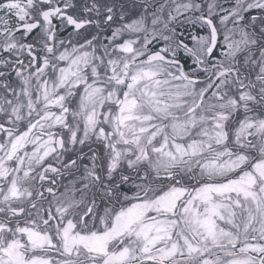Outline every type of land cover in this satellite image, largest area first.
Returning <instances> with one entry per match:
<instances>
[{
    "label": "snow or ice",
    "instance_id": "6c2138e0",
    "mask_svg": "<svg viewBox=\"0 0 264 264\" xmlns=\"http://www.w3.org/2000/svg\"><path fill=\"white\" fill-rule=\"evenodd\" d=\"M0 264H264V0H0Z\"/></svg>",
    "mask_w": 264,
    "mask_h": 264
}]
</instances>
